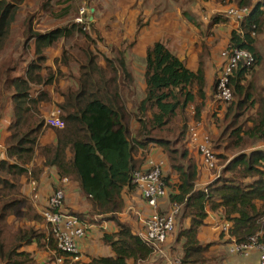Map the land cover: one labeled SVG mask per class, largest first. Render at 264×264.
<instances>
[{
  "label": "trees",
  "instance_id": "trees-1",
  "mask_svg": "<svg viewBox=\"0 0 264 264\" xmlns=\"http://www.w3.org/2000/svg\"><path fill=\"white\" fill-rule=\"evenodd\" d=\"M230 1L250 13L239 29L231 32L227 48L249 51L255 64L248 68L239 63L230 76L231 101L217 100L228 108L223 112L217 102L218 112L211 115L210 122L216 134L207 133L222 166L218 177L204 188L197 187L200 165L187 141V111L195 105L194 118L198 121L206 100L202 60L198 71H193L164 43L155 42L147 47L143 59L127 60L119 51L116 58L104 57L102 64L91 49L95 41L79 24L48 32L35 30L32 21L22 25V51L14 60L0 61V114L8 107L11 116L6 157L0 160V264H40L34 257L36 252L48 253L50 263L57 257L70 260L69 254L58 250L31 194L24 191L25 184L30 183L37 190L44 168L56 169L60 180L68 178L77 183L80 195L91 206L87 213L65 210L64 200L63 211L89 223L106 221L116 228L102 237L112 256H88L85 261L70 264H141L152 258V247L121 220V215L127 206L125 195L137 190L133 174L142 170L153 145L163 149L169 164L168 171L162 170L167 190L162 199L166 198L169 207L160 212L166 214L173 205L180 206L176 230L178 227L183 264L204 263L208 246L201 243L199 233L209 212H223L230 224V241L247 242L260 234L259 242L264 244V81L257 83L256 70L263 61L256 39L264 31V0ZM23 2L0 0V55L7 49ZM69 10L66 7L56 17L67 15ZM186 17L195 21L189 14ZM75 33L89 42L78 54L64 50L55 60L56 73L47 64V52ZM71 62L78 66L77 86L61 88V67ZM223 65L214 79L212 98ZM135 70L143 76L142 99L136 95ZM51 86L62 98L57 103L64 122L62 129L47 125L40 111L42 103L51 102L47 91ZM128 103L133 104L130 112ZM127 117L140 124L132 132L124 123ZM172 125L174 129H170ZM48 130L55 133L56 142L43 144L41 137ZM140 151L144 153L137 159ZM196 153L203 167L200 151ZM38 158L42 159L41 166L31 167ZM59 189L64 190L56 185L54 192ZM95 216L102 219L96 221ZM31 246L35 253L27 250Z\"/></svg>",
  "mask_w": 264,
  "mask_h": 264
},
{
  "label": "crops",
  "instance_id": "crops-1",
  "mask_svg": "<svg viewBox=\"0 0 264 264\" xmlns=\"http://www.w3.org/2000/svg\"><path fill=\"white\" fill-rule=\"evenodd\" d=\"M230 2V0H195V6L192 10V12L195 13V21H190L185 18L179 22L177 21L179 19V14H177L176 20L170 25H168L166 22H161L160 17L162 16H160V12L158 10L155 8L149 9V11L146 13H152L150 17H152L151 22H153H150L151 26L150 28L148 27L149 30L146 31L144 36L142 35L138 41V47H136V49H133L132 52L130 51L128 53H123V58L127 60L134 58L143 59V57L146 55V49L148 46L154 44L155 42H162L170 49L173 54L185 62L187 66L193 71H198L200 60H202L204 62L206 76V100L204 101L205 104L198 122L202 125V128H199V132L201 131V133H205L208 136L209 134L207 132L216 134L212 131H215V127L214 125L210 124V122L211 115H214L216 112H218V101L215 95L212 98V93L214 79L219 73L223 62L221 53L228 46L231 32L238 30L240 25L225 15L228 7L230 5H234L233 3L230 4ZM177 10L179 12L180 9H176L175 11ZM202 27H204V29H202ZM257 39H259L260 42H263L264 34L262 33L258 35ZM57 57L59 58L60 56L54 57L52 62L48 58L47 62L48 66H51L54 68V70H56L55 59ZM133 65L134 69H136L135 64ZM63 69L64 67H61L62 71H64ZM135 72V84L137 87L136 95L138 94L140 99H142L143 93L145 91V86L143 85V76H141L136 70ZM78 74L77 68L75 72V78L78 77ZM75 78L74 83L72 84L70 81H62L60 83V87L62 88L63 85L76 87L77 81H75ZM47 91L49 92L51 102L42 103L40 106V111L45 119L54 109L57 108V103L61 102L62 99L61 95L55 92L54 86H51ZM132 106V103L127 104L129 112L132 109ZM135 110L136 108L134 111ZM220 111L219 113H221ZM4 112L6 113V119L3 120L0 118V160L6 157L5 139L9 136L8 126L11 121L9 108H4ZM187 114L190 117L188 121L189 128L195 126V105H192L190 109H188ZM124 123L128 125V128L131 130V132L140 125L135 119L130 120L128 117ZM41 141L43 144L55 143L56 135L52 130H48L42 135ZM187 141L189 149L193 153L194 157L199 161L200 165V177L197 181V187L204 188L208 184L212 183L216 179L215 176L217 175L212 174L211 170H208L206 167H201V157L200 155H197V151L195 150V148H197L196 144L190 140V136H188ZM143 153V151H140L137 159H140ZM148 154V159L142 166V169L146 167L148 160L152 159L155 161L164 162V172L169 170L168 160L163 153V149L156 148L153 145L151 147V151ZM41 161L42 159H36L31 167L34 165L41 166ZM23 181L25 182L26 180L23 179ZM36 185L37 190L34 188V184L32 183L25 184L24 191L31 194L32 202L39 212H41L47 205L48 198L54 192L56 185H60V187L64 188L66 193V202L63 209L67 210L70 208L76 212L87 213V211L91 208L86 199L80 195L81 192L78 184L70 181L68 178H63L60 180L57 176L56 169L54 168H44V172L41 175L38 184ZM141 195L142 194L138 189L136 192L130 195H125L127 206L126 210L121 215V220L128 223L138 234L146 228V222L143 221V219L149 218L153 213V210L147 205ZM168 207L169 204L166 198L162 199L159 205V211H164ZM97 218L100 217H94L96 221H98ZM224 221L226 220L224 219L222 211L208 213L206 224L204 227H202L199 233V240L201 243L204 246H208L204 252L203 264H259L260 253L257 250L252 251L249 256L231 253L232 241H230L228 234H224L220 230V226ZM188 223L189 222L187 221L185 225H188ZM17 224L18 223H15V225ZM92 225L93 226L88 237L80 241L82 261L87 260L88 256L105 257L113 255L111 248L104 244L102 237L104 232L115 231L116 228L113 227L114 225H109L106 221L101 223H92ZM177 234L178 227L176 232L169 238L167 245L171 256L181 260L182 262V246L181 244L177 243ZM226 249L227 251H225ZM27 250L29 252H34L35 247L31 246L27 248ZM34 257L40 264H56L55 261L52 263L49 262L50 257L46 252H36ZM44 257L47 258V261L44 260ZM141 264H161V262L157 261L154 255L152 258Z\"/></svg>",
  "mask_w": 264,
  "mask_h": 264
},
{
  "label": "rangeland",
  "instance_id": "rangeland-1",
  "mask_svg": "<svg viewBox=\"0 0 264 264\" xmlns=\"http://www.w3.org/2000/svg\"><path fill=\"white\" fill-rule=\"evenodd\" d=\"M194 4L195 0H24L20 5L16 22L12 26L7 49L3 55H0V61L6 58L8 61L14 60V58L16 59L15 55L18 57V53L22 51V25L32 21L33 28L38 32H48L56 27H71L73 24H79L95 41L91 44V49L99 55L101 63L104 64V57L116 58L119 51L128 53L138 47V41L149 30L148 27L151 26L152 17L150 16L152 13H146L149 9L155 8L158 10L160 16H162L160 17L161 22L170 25L176 20L177 14H179L177 20L179 22L187 18V14L195 19V13L192 12ZM66 7L70 8L68 14L57 18L56 16L62 14ZM92 9H94V12H92ZM176 9H180L179 12L178 10L175 11ZM82 11H84L83 14ZM86 42H89V40H86L82 34L75 33L72 38L59 41L47 52V57L52 62L54 57L61 56L64 50L69 51L71 55L78 54ZM256 45L263 59L262 64L256 67L259 74L258 83L264 81V40L260 42L257 39ZM63 67L64 71L61 70L63 74L59 75V84L65 80L70 81L71 84L74 83L78 66L71 62L68 67ZM56 69H58L57 66ZM53 71H55L54 68ZM65 87L63 85L62 88ZM219 104L223 112L228 108V105ZM0 116H2L1 119H6L4 109ZM174 126H170V129H174ZM195 150L198 151V148H195ZM221 166L222 164L218 162L211 173L218 176ZM217 176L215 177L217 178ZM97 219L99 221L102 218ZM147 219L145 218L143 221L146 222ZM44 260L47 261V258Z\"/></svg>",
  "mask_w": 264,
  "mask_h": 264
},
{
  "label": "built area",
  "instance_id": "built-area-1",
  "mask_svg": "<svg viewBox=\"0 0 264 264\" xmlns=\"http://www.w3.org/2000/svg\"><path fill=\"white\" fill-rule=\"evenodd\" d=\"M84 11H82V14ZM247 8H238L230 5L225 12L229 17L241 23L249 15ZM255 35V33H253ZM224 65L218 78V86L215 97L219 101L229 102L232 99V90L229 87L230 76L239 63L248 68L255 64V57L245 49L226 48L221 53ZM46 124L59 129L64 128L61 120V110L54 109L46 118ZM201 123L196 121V125L189 128L190 140L196 144L202 156L203 165L208 170L216 168L218 159L210 146V138L207 134L199 132ZM201 139V140H200ZM163 161L149 159L144 169L135 171L132 182L141 192L147 205L153 210L151 216L145 223V229L139 233L140 237L152 247L153 253L161 264H182L181 260L171 256L168 248L169 238L176 232L177 216L180 206L173 205L169 213L163 214L159 211L160 200L167 195L165 183L162 179ZM218 177V176H217ZM66 198L65 191L59 189L48 199V206L41 211V215L47 226L50 227L57 248L62 253L70 255L69 262L65 257H57L56 264H70L82 261L80 252V241L92 229V223L81 220L76 215L63 211L62 207ZM230 224L224 221L220 226L221 232L229 236ZM260 234L252 236L247 242L238 243L232 240L231 253L249 256L257 250L260 253L259 264H264V244L259 242Z\"/></svg>",
  "mask_w": 264,
  "mask_h": 264
},
{
  "label": "water",
  "instance_id": "water-1",
  "mask_svg": "<svg viewBox=\"0 0 264 264\" xmlns=\"http://www.w3.org/2000/svg\"><path fill=\"white\" fill-rule=\"evenodd\" d=\"M92 12H94V9H92ZM92 18H93V17H92ZM92 18H91V19H92Z\"/></svg>",
  "mask_w": 264,
  "mask_h": 264
},
{
  "label": "bare ground",
  "instance_id": "bare-ground-1",
  "mask_svg": "<svg viewBox=\"0 0 264 264\" xmlns=\"http://www.w3.org/2000/svg\"><path fill=\"white\" fill-rule=\"evenodd\" d=\"M217 90V89H216Z\"/></svg>",
  "mask_w": 264,
  "mask_h": 264
}]
</instances>
